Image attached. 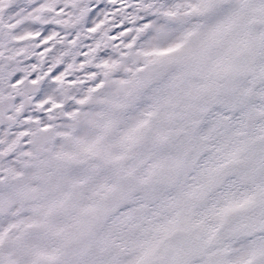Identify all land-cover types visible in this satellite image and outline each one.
Here are the masks:
<instances>
[{
    "label": "snow or ice",
    "instance_id": "obj_1",
    "mask_svg": "<svg viewBox=\"0 0 264 264\" xmlns=\"http://www.w3.org/2000/svg\"><path fill=\"white\" fill-rule=\"evenodd\" d=\"M0 264H264V0H0Z\"/></svg>",
    "mask_w": 264,
    "mask_h": 264
}]
</instances>
